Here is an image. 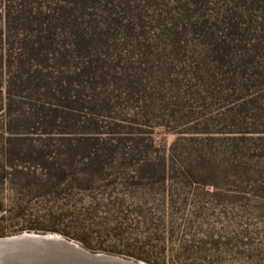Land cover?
Instances as JSON below:
<instances>
[{
	"label": "rangeland",
	"instance_id": "1",
	"mask_svg": "<svg viewBox=\"0 0 264 264\" xmlns=\"http://www.w3.org/2000/svg\"><path fill=\"white\" fill-rule=\"evenodd\" d=\"M61 1L0 0V239L52 236L136 264H264V39L246 53L261 64L249 81L230 86L221 68L201 86L191 71L214 56L175 57L155 38L156 15L188 0H130L147 16L148 48L120 54L134 85L89 84L58 30ZM240 2L244 36L224 32L234 53L264 35V0Z\"/></svg>",
	"mask_w": 264,
	"mask_h": 264
},
{
	"label": "trees",
	"instance_id": "2",
	"mask_svg": "<svg viewBox=\"0 0 264 264\" xmlns=\"http://www.w3.org/2000/svg\"><path fill=\"white\" fill-rule=\"evenodd\" d=\"M240 1L188 0V3L180 7V12L174 15L175 17L160 19V14L156 15L155 20L160 30L155 38L163 37L164 40L160 43L162 51L166 50L180 58H183L190 49H194L197 53L205 52L208 56H214L215 65L212 72L203 73L196 66L195 70L191 71V79L201 81V86L205 83L208 87L211 81L208 78H214L213 71H219L221 68L225 71L223 80L227 81L228 85L235 86L239 80L249 81L257 72L256 68L261 65L254 61V58L249 60L246 53L250 49H255L261 39H264V35H259L255 39L248 37L236 41L242 43L241 53H234L235 46H232V43L229 44V39L224 36L225 31L244 36V31H240L236 21L240 10H244L241 8L244 3ZM61 3L55 9L57 10L55 20L60 25L58 30L68 34L71 49L81 58L84 75L91 78V82L88 83H94L95 78L104 81L108 78L111 82L114 79L121 82L127 81L133 86L134 82L128 81L127 78L134 69L130 61L122 62L125 56L120 54L122 51L128 54L141 47L148 48L139 42L147 33L143 30V21L147 16L136 10L134 6H129L130 0H117L115 5L112 0H69L68 6L65 0ZM154 16L153 13L150 15L152 18ZM51 17L53 15L48 16L49 19ZM118 35H122L123 40L126 41L122 46L114 42ZM193 38L198 41L197 44L191 43ZM48 41L50 44V36ZM114 53L116 61H112V65L101 59V57H111ZM242 61L247 62L249 66L236 72L239 66L235 67L234 64ZM116 69L121 72L115 73ZM79 76H82V70Z\"/></svg>",
	"mask_w": 264,
	"mask_h": 264
},
{
	"label": "bare ground",
	"instance_id": "3",
	"mask_svg": "<svg viewBox=\"0 0 264 264\" xmlns=\"http://www.w3.org/2000/svg\"><path fill=\"white\" fill-rule=\"evenodd\" d=\"M16 239L21 242V244H18L19 246L12 245L14 243L12 238L0 239V264H7L9 262H13L12 264H14L16 261V263L20 262L19 264H74L73 262L76 260L73 259V261L70 256H78L77 253H79L68 248L66 245L51 243L47 245V249L53 257L43 256L42 252L39 253L42 249L40 250L38 247H34L35 244H30L33 239H29L28 236L24 235L16 237ZM7 245L12 246L6 250ZM15 248H17L16 253H13L14 250H9ZM8 258L9 261H5Z\"/></svg>",
	"mask_w": 264,
	"mask_h": 264
},
{
	"label": "water",
	"instance_id": "4",
	"mask_svg": "<svg viewBox=\"0 0 264 264\" xmlns=\"http://www.w3.org/2000/svg\"><path fill=\"white\" fill-rule=\"evenodd\" d=\"M28 237H29V239H33L30 244H32V245L35 244L34 247H38L40 250L42 249L39 253L42 252L43 256L53 257V256H51L49 250L47 249V245L51 244V243L52 244L53 243H55V244L57 243V244H61V245H66L68 248L73 249L75 252H79V253H77L78 256H73V255L70 256V258L72 260L73 259L76 260L75 262H73L74 264H136V263H133L131 261L124 260V259L108 257V256H104V255H91L88 252L80 249L79 247H77L76 245H74V244H72L70 242H67V241L52 237V236L39 237V236L29 235ZM12 239L14 240L13 241L14 243L12 245H16L17 246L18 244H21L20 241H17L18 239H16V237L12 238ZM12 245H10V246L7 245V247L5 249L7 250ZM16 249L17 248L9 249V250H14L13 253H16L17 252ZM12 256H14V255H12ZM45 259H46V257H45ZM50 259H53V258H50ZM5 261H9V259H7ZM16 262H14V264H19L20 263V262L19 263H16ZM12 263L13 262H11V263L9 262V264H12ZM25 263H27V262H25Z\"/></svg>",
	"mask_w": 264,
	"mask_h": 264
}]
</instances>
